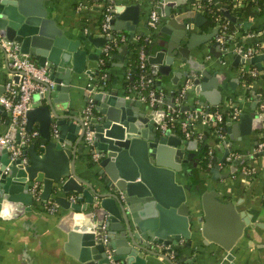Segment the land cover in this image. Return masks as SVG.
Wrapping results in <instances>:
<instances>
[{
	"label": "water",
	"instance_id": "1",
	"mask_svg": "<svg viewBox=\"0 0 264 264\" xmlns=\"http://www.w3.org/2000/svg\"><path fill=\"white\" fill-rule=\"evenodd\" d=\"M43 3L44 0L0 2V39L19 43L22 54L32 56L37 65H48L54 81V87L45 94L33 96L37 105L26 113L25 131L30 133L37 123L43 142L32 139L22 146L26 160L22 156L12 160L9 149L0 145V211L15 204H22L29 211L34 198L31 189L35 185L41 187L39 196L43 202L57 188L61 193L56 203L70 210L69 217L75 219L73 229L66 228L65 251L84 264H111V260L119 264H152L156 257L175 264L160 246L176 245L181 239L190 246L197 238H202L204 244L216 245L211 264L228 261L234 264L236 246H243L252 238L254 229L260 230L263 225L253 222L252 215L241 211L233 201H222L223 195L211 187L203 193L191 194L190 186L181 180L187 175L182 170L181 150L188 144L195 147L197 141L178 139L170 128L159 132L157 120L151 121V112L164 104L177 108L170 100L141 110L140 101L127 100L116 89L88 86L87 95L88 90L93 92L89 118L93 140L91 144L85 142L82 115L69 114L67 101L75 93L73 87L81 84L82 74L93 77L91 69H86V61L96 62L99 51L89 54L87 49L79 47L78 40L70 41ZM217 7L227 20L237 24V18L227 9L219 3ZM136 9L115 7L110 31L118 28L131 31L137 22ZM165 10L168 22L159 29L165 37L156 40L153 54L148 55L149 49L146 50L158 88H161V76L172 73L174 82L179 74L176 68L185 63L191 69L185 76L192 79L187 91L204 97H199L200 105L208 102L217 105L220 97L213 100L205 92L210 87L217 91L220 84L217 75L212 77L191 52L209 42L218 29L212 34L187 35L186 26L191 20L198 26L206 20L201 13L178 11L173 4ZM91 41L98 47L106 42L105 39L98 43ZM217 46L214 43L210 51L214 53ZM235 62H243L247 68L257 65L262 72L264 53L250 58L237 56ZM237 119L240 133H250L246 129L248 117L242 114ZM15 133L12 129L10 135L18 142ZM84 152L90 159L86 179L76 171V154L81 155L78 161L84 162ZM236 167L233 165L232 171ZM208 171L214 178L218 176L217 169ZM229 174L226 172L221 177L228 178ZM70 194H77L79 199H67Z\"/></svg>",
	"mask_w": 264,
	"mask_h": 264
},
{
	"label": "crops",
	"instance_id": "2",
	"mask_svg": "<svg viewBox=\"0 0 264 264\" xmlns=\"http://www.w3.org/2000/svg\"><path fill=\"white\" fill-rule=\"evenodd\" d=\"M199 1L204 0H156L155 7L159 15V21L157 30L152 32L149 27V12L152 4L149 1L109 0V4L112 5L113 9L117 6L137 7L138 9L135 12L138 15L137 22L131 31L119 28L111 31L110 37L114 34L117 42L110 51L107 68L104 72V83L101 85L100 78L102 75L99 72V59L103 53L104 44L98 47L91 40H95L97 43L103 39L107 41L99 25L103 4L99 3L98 0H44L43 4L50 12V17L63 29V33L70 41L78 40L79 47L87 49L89 54L99 51V58L96 62L94 60L86 61V69H91L93 77L82 74L81 84L73 87L75 93L74 95L71 93L67 101L69 114L83 116V111L90 101H92L93 110V99L91 97L93 92H89L88 95L86 93L89 85L99 86V90L116 89L127 100L140 101L141 110L145 107L153 106L154 104L140 100L135 86L130 82L128 69L131 67L134 58L133 53L129 52L128 44L140 37H145V40L149 41L148 55L153 54L157 49L156 40L165 37L159 31L167 20L165 7L173 4V7L177 6L178 11L194 10L201 13L196 6ZM212 1L216 6L219 3L222 8L227 9L225 5L227 0ZM236 2L239 3V0H236ZM227 10L231 13L229 9ZM231 14L234 15L233 13ZM201 15L203 16L202 13ZM237 20L234 35L235 43L228 44L227 50H224L223 46L217 41L218 33L216 32L209 42L201 44L191 52L193 58L203 64L212 77L217 75V83H220L217 91L215 88L210 87L205 89V92L210 93V98L213 100L220 97L219 103L213 105L208 102L206 105H200L201 99L199 97H204L199 96L195 91H187L192 86V79L187 78L185 73H191V69L189 65L184 63L176 68L179 74L174 82L171 81L172 73L168 76H161V90L164 91V93H161V102L170 100L177 108L164 104L161 109H155L150 115L152 123L157 120L156 128L159 132H162L159 127L165 121L168 107L178 110L179 114L183 113L180 114V118L184 116L185 112L193 111L203 106L226 112L224 114L223 140H218L206 126L201 125L200 121L193 122L191 126L194 132L192 138H186L181 129H177L176 132L171 130L172 135L178 139L188 141L194 139L197 141L195 147L188 144L184 145L181 150L183 154L181 161L182 170L187 173V175L181 177V180L190 186L191 194L194 192L203 193L210 187V189L217 190L223 195L222 201L227 199L233 201L240 207L241 211L249 212L252 215L253 222H259L263 225L260 230L254 229L252 238L243 246H236L233 252V263L264 264V235H262L264 234V221H262L264 218V151L256 150L257 143L264 136V109L260 107L261 102L257 99V87H254L250 95L246 96L244 92L245 86L240 82L244 72H249L253 75L252 72L256 70V73L263 74L264 62L261 63L262 72H260L257 65H250L247 68L245 63L235 62L237 56H242L238 55L234 50L235 45L242 44L243 46L247 45V47L260 49V52L264 53V5L262 7L256 5L252 15H249L245 20H239L238 18ZM216 28L217 26L206 25V20H203L200 26L191 20L186 26V29H188L187 35L193 34L196 36H199V34H212ZM214 43L219 46L215 47L213 53L210 48L214 46ZM28 57L36 63L32 56L28 55ZM147 69V75L156 83L157 76L152 74L151 65L148 62ZM18 78V75L13 70H9L6 56L0 49L1 95L5 91L2 86H5V83L10 80L16 82ZM207 82H210V80ZM221 85L225 86L222 87ZM182 90L184 92L180 96L179 93ZM229 103L236 105L238 108V114L234 117L230 115ZM35 105L37 103L33 104V106ZM184 107H189V110L182 111ZM242 114L248 117L245 120L246 129L250 133L241 134V129L236 126L238 124L237 118ZM250 115L251 117L249 118ZM261 116L263 117L261 118ZM234 125L235 127H233ZM11 130L9 114L0 106V135L7 131L11 132ZM32 131H37L38 135L36 137L42 143L37 123L34 124ZM17 135L19 136L18 131H16L14 136L16 137ZM198 135H200L199 138L197 137ZM204 144L209 146V150L213 151V155L209 157L206 167L199 168L198 157ZM230 154L238 155V159L228 161L226 157ZM82 156H84L86 161H78L81 155L79 153L76 154V171L78 175L86 179V168L89 166L90 159H87L85 152ZM25 158L27 159V157ZM94 158L97 159V155ZM233 165H237L235 171H232ZM242 167H245L248 171L246 176L241 172ZM194 169L198 171V181L193 175ZM208 169H217L218 176L214 178L213 173L209 172ZM226 172H230L228 178H222L221 175ZM200 185L203 187L202 191H200ZM40 189L39 185V191ZM60 193V189L55 188L46 202H43L40 196L38 199L34 197L29 211L25 210L26 206L22 204V206L15 204L12 207L1 209V211L8 209L10 215L9 217L0 218V264H84L65 251L64 244L67 243L66 228L73 229L75 219L69 217L70 210L64 209L56 203V198L60 197ZM70 195L66 198L69 199ZM192 195L194 196V194ZM78 199L79 197L76 200ZM47 205H55V210L49 212ZM186 242V240L181 239L176 245L170 244L176 256L175 259H171L175 264H211L214 255L212 251L217 249L215 244H204L202 238L193 239L190 246ZM155 263L169 264L167 261L160 260L157 257L152 260V264ZM224 264H232V262L228 261Z\"/></svg>",
	"mask_w": 264,
	"mask_h": 264
},
{
	"label": "built area",
	"instance_id": "3",
	"mask_svg": "<svg viewBox=\"0 0 264 264\" xmlns=\"http://www.w3.org/2000/svg\"><path fill=\"white\" fill-rule=\"evenodd\" d=\"M2 0H0L1 2ZM152 4L151 10L149 12V27L151 31H156L158 27L159 15L156 10V0H147ZM197 9L201 11L202 5L200 2L196 3ZM112 5L108 4L106 7V12L103 15V20L101 24V30L107 36H110V20L113 17ZM217 41L223 46L224 50H227L226 43H235V37L233 34H227V23L217 24ZM264 31V28H263ZM0 46L4 52L8 66L18 75V81H7L5 83V91L0 96V106H2L9 114V126L11 129H15L19 132V141L12 138L10 132L7 131L0 135V145L6 147L10 151V158L13 160L19 156H22L26 160L25 156L22 155V146H26L30 141L38 135L37 131H31L27 133L26 128V113L33 107V96L35 94L43 95L47 92L48 88L54 87V81L51 79V69L48 65H37L31 61L28 55L22 54L20 52V44L15 41H8L5 39H0ZM110 49V44H105L103 46V52H106ZM235 52L238 55H241L244 58L252 57L256 54H261L260 49H254L251 47L243 46L242 44L235 45ZM138 68L142 72L140 76V85L141 88H145L153 80L146 74L147 71V55L146 52L142 49L139 51L138 55ZM102 63V59H99V64ZM253 75H256V70L252 72ZM101 85L104 83L105 73L102 74L100 78ZM245 86L244 84H242ZM91 87V85H89ZM99 87V86H92ZM91 92V90H89ZM179 95L181 96L184 90L180 91ZM178 95V96H179ZM140 100H145L151 104L161 102L162 96L157 95L154 89H149L146 95L139 94ZM231 109L230 115L236 116L238 114V108L236 105L229 103L228 105ZM260 107L264 109V103H260ZM229 109V110H230ZM92 112V101H90L86 108L83 111V124L86 127L84 133V140L87 144H91L93 140V132L90 129L89 118ZM224 112L219 111L218 109H210L206 106L200 107L193 111L185 112L184 116L180 118L178 110L168 107L167 115L164 123H162L159 129L164 132L166 129H169V121H179L180 129L183 132L186 138H192L194 132L191 129L193 122L200 121L201 125L206 126L208 129L212 126L216 129L211 130L214 136L218 140H223L224 133L222 131V126L215 125L221 124L225 121ZM53 133L56 132L55 127L53 128ZM198 138L200 135L197 136ZM257 151H264V136L263 139L257 143ZM209 157L213 155V151H208ZM226 159L228 161L238 159V155L230 154L227 155ZM241 172L243 175H247L248 171L245 167H242ZM32 194L36 199L39 198L38 186L35 185L31 189ZM78 198L77 194H71L69 199L75 201ZM47 210L53 212L55 210V205H47ZM160 248L170 259H175V253L171 245H161ZM108 253H110L108 251ZM110 257V256H109ZM111 264H119L117 261L111 260Z\"/></svg>",
	"mask_w": 264,
	"mask_h": 264
},
{
	"label": "trees",
	"instance_id": "4",
	"mask_svg": "<svg viewBox=\"0 0 264 264\" xmlns=\"http://www.w3.org/2000/svg\"><path fill=\"white\" fill-rule=\"evenodd\" d=\"M98 2L103 4L102 5V15H101L100 24H99L101 26L102 20H103V15L106 12V7L109 4V0H98ZM199 2L202 5L201 13L203 14L204 18L206 19V25L214 27L217 24L227 23V29H226L227 34L235 35L236 24H234V23L230 22L229 20H227L226 18H224L221 10L214 4V2L212 0H204V1H199ZM237 4H241V5H237ZM225 5L227 6V9H229L231 11V13L234 14V16L236 18H238L239 20H245L249 15L253 14L254 7L256 5L261 6V7L264 5V0H239V3H237L236 0L235 1L234 0H227V1H225ZM111 12H113V8H112ZM103 35H105L104 37L107 38V41L105 42V44H110V49L106 52H103L100 55V59H102V63L99 64L100 65V67H99L100 75H102L105 72V70L107 68V64H108L107 61L109 58L110 51L113 49V47L116 45V42H117V38L114 36V34L111 37L110 36L108 37L105 33H103ZM114 40H115V42H114ZM148 42L149 41L145 40V37H140L137 40H135L134 42L133 41L129 42V44H128L129 52L133 53V58H134L133 63H131V67L128 69L129 79H130V82L135 86V90L138 94L141 93L142 95H146L147 91L149 89H154L156 91L157 95H160L161 93H164V91H162L161 88H158L155 81H152L145 88H141V85H140V76H141L142 72L137 67L138 62H139L138 55H139L140 50L143 49L144 51H146L149 48ZM226 45H228V43H226ZM244 46H247V45H244ZM147 73H148V69L146 71V74ZM240 82H241V84L245 85L244 92H245L246 96H249L252 89L254 87H257L256 88L257 99L259 102L264 103V73L259 74L257 72L256 75H251L249 72H244L241 76ZM225 113L226 112H224L223 114H225ZM180 114H183V113H180ZM224 123H225V121L222 122L221 124L215 125V127L220 125V126H222V131H223ZM168 125H169V128L171 130H174L175 132L177 131V129L180 130V122L179 121H174V120L172 122L169 121ZM214 129H216V128H214L212 126L209 128L210 131L214 130ZM260 140H262V139H260ZM208 151H209V146L204 144L203 148L200 150V156L198 157L199 160L197 159L199 161V165H200L199 168L206 167V164H207L208 160L210 159L209 155H208ZM195 163H196V161H195ZM193 175L196 177V179L198 181L197 169H194ZM199 183H201V182H199ZM199 188H200V191H202L203 187L201 185L199 186Z\"/></svg>",
	"mask_w": 264,
	"mask_h": 264
},
{
	"label": "clouds",
	"instance_id": "5",
	"mask_svg": "<svg viewBox=\"0 0 264 264\" xmlns=\"http://www.w3.org/2000/svg\"><path fill=\"white\" fill-rule=\"evenodd\" d=\"M10 213L8 209H4L3 211H0V218L9 217Z\"/></svg>",
	"mask_w": 264,
	"mask_h": 264
},
{
	"label": "rangeland",
	"instance_id": "6",
	"mask_svg": "<svg viewBox=\"0 0 264 264\" xmlns=\"http://www.w3.org/2000/svg\"><path fill=\"white\" fill-rule=\"evenodd\" d=\"M38 190H39V187H38ZM40 192V191H39Z\"/></svg>",
	"mask_w": 264,
	"mask_h": 264
}]
</instances>
